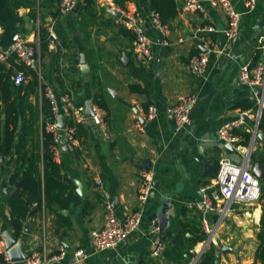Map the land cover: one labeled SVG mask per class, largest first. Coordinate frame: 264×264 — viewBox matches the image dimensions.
<instances>
[{
  "label": "crops",
  "instance_id": "1",
  "mask_svg": "<svg viewBox=\"0 0 264 264\" xmlns=\"http://www.w3.org/2000/svg\"><path fill=\"white\" fill-rule=\"evenodd\" d=\"M9 1L21 21L17 33L34 46L43 31L48 40L46 48L43 43L36 46L34 70L39 76V89L28 97L8 154L5 112L1 118L0 141L4 145L0 151V248L7 252L3 239L6 232L13 237L16 234L9 206L14 191L10 178L20 162L23 143L30 150L36 139L29 134L21 141L25 127H31L42 138L43 93L49 89L56 94L67 93L76 105L86 108L87 101L94 104L93 97L101 89L108 106L104 111L109 137L91 123L86 126L87 133L78 136L74 152L59 146L61 179L73 191L71 203L62 214L71 225H60L54 212L48 211L44 217L34 206L35 215H30L32 208L21 234L15 237L24 243L25 253L52 255L64 246L68 254L59 264H185L168 261L164 254L152 256V242L163 234L166 247L172 248L178 245L181 232L191 242L195 231L202 229L206 238L190 250L196 258L213 246L214 264H253L263 214L260 200L253 204L234 203L224 215L219 209L205 213L190 205L202 200V188L216 180L222 157L242 163L243 156L220 142L217 132L225 122L239 118L244 105L256 106L263 96L259 89L241 84L239 75L245 64L255 66L264 61V0H256L251 11L245 7L247 0H230L242 13L240 37L234 43L227 40L224 12L209 0H199L202 11L183 10V0H175L178 15L164 24V31L156 24L152 0H115L121 18L111 16L101 0L80 3L64 15L59 11L62 0ZM132 14L141 16L142 32L153 41V59L147 63L135 59V34L122 24ZM50 31L57 42L51 41ZM4 38L5 30L0 24V48ZM202 54H207L208 63L200 75L191 69L190 62ZM82 56L86 72L82 70ZM4 63L11 68L10 63ZM13 70L12 83L13 76L20 72ZM30 78L27 76L23 85ZM12 87L11 100L25 95L14 83ZM183 95L196 96L197 103L191 125L177 134L169 110ZM151 105H155L157 114L148 120ZM0 108H4L1 97ZM263 149L264 140L257 138L255 157ZM254 163L259 162L252 157L251 165ZM147 176L153 179L152 187L146 203L141 205ZM107 205L120 219L126 213L140 212L142 221L118 248L98 252L92 246L91 233L104 226ZM79 249H84L86 256L77 255ZM195 263V258L189 262Z\"/></svg>",
  "mask_w": 264,
  "mask_h": 264
},
{
  "label": "built area",
  "instance_id": "2",
  "mask_svg": "<svg viewBox=\"0 0 264 264\" xmlns=\"http://www.w3.org/2000/svg\"><path fill=\"white\" fill-rule=\"evenodd\" d=\"M103 5L113 11L120 10L119 4L115 0H101ZM213 6L219 7L224 12L227 18L226 36L231 43L236 42L240 37V26L242 13L235 9L230 0H209ZM80 3L86 4L87 0H62L59 11L61 15L71 12ZM256 6V0H247L245 7L251 11ZM183 10H203L199 0H183ZM155 15V21L161 31L165 30V25L161 22L158 14ZM143 19L140 15L135 14L126 16L123 21L124 27L135 34L133 42L135 59L141 63H147L153 59L152 54V39L142 32ZM50 39L52 42H57L56 35L50 31ZM48 40V39H47ZM36 46L42 43L41 37L35 40ZM58 45H60L58 43ZM30 45L21 34H15L12 37V42L7 47L0 48V63L6 62L10 57L16 56L18 61L25 64L29 69L37 68L34 60L37 47ZM208 63L207 54H202L200 57L192 58L190 62L191 69L203 75L206 71ZM13 83L17 87H21L27 81V76L24 72H17L13 76ZM240 83L250 88L259 89L264 96V61L255 66L251 63L245 64L241 68L239 75ZM47 98L52 105L53 117H49L46 121V130L53 136V144L50 146L56 159L59 152L61 140L59 139L60 132H63V140L66 143L67 150L74 152L78 147V137L76 134V124L87 126L93 124L100 128L104 137L108 138L107 113L99 106L93 104L92 109L94 115L88 118L85 114L83 105H76L69 94H56L53 90L46 91ZM261 97L255 108L241 110V115L237 119L225 122L220 126L217 136L223 144L231 145L235 151L239 152L243 158L242 163H235L227 156L220 159V168L216 180L202 188L203 197L199 202H194L190 208L201 212H214L220 210L221 215H224L234 203L253 204L260 200L261 196V181L252 172V155L255 151L257 135L264 132V97ZM197 103V98L194 95L179 96L176 104L169 110L174 120V132L180 133L186 130L192 123V110ZM157 109L155 105L148 108L146 118L152 120L156 117ZM62 115L65 122L64 130H60L57 126L58 116ZM246 130L250 133V141L247 145H242L240 142L242 137L239 131ZM152 177L147 176L144 183V191L141 198V205L147 201L150 189L152 187ZM101 184V182H98ZM225 206V208L222 207ZM45 217V212L42 213ZM141 213L131 212L126 213L123 219H120L113 212L111 205L106 206L105 224L99 229H95L91 233L92 246L95 251H109L118 248L126 242L133 232L137 231L141 224ZM166 236L161 234L153 240L151 245V255L161 257L166 250ZM68 250L64 246H60L58 251L52 255L41 252H32L24 264H59L67 256ZM79 256H86L84 249L76 251ZM200 257L195 258V262ZM0 264H15L12 262L7 252L0 248Z\"/></svg>",
  "mask_w": 264,
  "mask_h": 264
},
{
  "label": "trees",
  "instance_id": "3",
  "mask_svg": "<svg viewBox=\"0 0 264 264\" xmlns=\"http://www.w3.org/2000/svg\"><path fill=\"white\" fill-rule=\"evenodd\" d=\"M59 2L61 0H58ZM92 0H87L90 4ZM152 7L156 14L159 15L163 24H167L171 19H174L179 12V6L175 0H152ZM21 21L11 9L9 0H0V24L5 30V38L2 42L3 47H7L12 42V37L17 34ZM46 32L43 31L41 40L45 48L47 47ZM42 45V46H43ZM11 64V68H7L5 63H0V97L4 101L3 110L0 108V123L2 122L3 112L6 113V153L10 152L15 134L20 125L23 109L28 106V97L31 94H36L39 89V76L37 71L29 69L25 64L18 61L16 56H12L7 60ZM256 65V64H254ZM13 69L22 71L26 76H30L28 84L19 87V92L25 91L24 96H20L19 100H11L12 97V80ZM132 90L140 91L139 88L132 87ZM63 93V92H62ZM93 103L101 109H108L103 92L99 89L93 97ZM83 104V102H78ZM255 108L252 104L244 105L243 110ZM42 116H43V134L42 138L31 131V127L26 126L21 135L22 138L27 137L29 134L35 136V142L30 150H26L25 143L22 145V154L20 162L15 167V170L10 178V183L14 187V191L9 198V206L12 214V226L14 227L18 237L23 230V222L28 219L30 210L37 206L43 212H54L57 214L60 225L69 226L68 218L62 214L63 209H67L72 200V187L68 184L62 174V165L58 163L54 153L51 151L50 146L53 144V136L46 130V121L49 117H53L52 105L46 94L43 93L42 103ZM25 113V112H24ZM86 126L76 124L77 137L86 134ZM239 135L244 140L242 144L247 145L250 141V133L241 130ZM26 139V138H25ZM4 145V144H3ZM0 141V151L2 149ZM253 154L255 162H259L262 169H264V149L258 153ZM260 202L262 203L263 214L261 219L260 231L257 234L258 247L255 254V262L264 264V180L261 182V196ZM198 229V228H197ZM195 238L191 239L185 237V233L181 232L178 236V245L172 248H166L164 251L165 259L171 262H184L189 264L196 254L190 250L197 242H201L206 238V233L202 229L195 231ZM189 242V243H188ZM215 248H211L203 253L195 264H214Z\"/></svg>",
  "mask_w": 264,
  "mask_h": 264
},
{
  "label": "water",
  "instance_id": "4",
  "mask_svg": "<svg viewBox=\"0 0 264 264\" xmlns=\"http://www.w3.org/2000/svg\"><path fill=\"white\" fill-rule=\"evenodd\" d=\"M109 14L113 17L116 18H121V13L118 11H113V10H108ZM126 63H128V61L125 60ZM81 63H82V70L84 72L88 71V68L86 66V59L84 56H82L81 59ZM85 114L88 118H92L94 115L93 109H92V102L91 101H87L86 102V108H85ZM57 126L60 130H64L65 128V122H64V118L62 115L58 116L57 119ZM257 138L259 140H264V132H260L257 135ZM59 139L61 140V144L64 147L65 150H67V146L66 143L63 140V132H60L59 134ZM229 145V144H228ZM232 146L229 145V148H231ZM252 172L253 174L262 182L264 180V170L261 168L259 163H254L252 166ZM37 209L33 208L31 210V217L35 215ZM163 213H161L159 215L160 218V230L162 231V226L164 225L163 219L164 217H162ZM30 229V225H27V228L25 230L26 233L29 232ZM175 237V235L173 236V238ZM4 242H5V247H6V251H7V255L9 257V259L12 262H23L27 259L28 255L25 253L24 251V243L21 240H18L17 238L13 237L10 235L9 232H6L3 236ZM171 243H174V239H172ZM215 244H218L217 240H214ZM224 250H226V247L223 248ZM218 264V262H217Z\"/></svg>",
  "mask_w": 264,
  "mask_h": 264
}]
</instances>
